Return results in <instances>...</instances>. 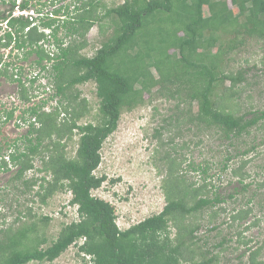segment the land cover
I'll use <instances>...</instances> for the list:
<instances>
[{"label": "trees", "instance_id": "obj_1", "mask_svg": "<svg viewBox=\"0 0 264 264\" xmlns=\"http://www.w3.org/2000/svg\"><path fill=\"white\" fill-rule=\"evenodd\" d=\"M39 1L0 0V47L16 50L27 64L32 54L37 58L30 62L28 67L34 70L25 79L22 65L14 66L0 56V83L6 79L16 84L20 100L30 104L21 116L26 133L8 153L0 152V160L6 171L15 168V182L27 184L24 177L29 171L41 174L32 184L40 182L37 196L42 205L58 193H72L70 204L78 206V218L64 224L58 238L42 247L49 242L45 230L51 219L38 217L29 207L32 223L1 231L0 264H59L56 261L73 245H78L84 264H220L221 254L210 257L208 241L197 235L206 211L225 200L212 199L206 183L197 186L176 161H170L162 212L123 230L117 225L115 207L92 194L106 180L95 172L102 163L103 145L117 130L122 113L155 97L180 105L196 103L198 111L194 115L190 107L187 123L217 130L227 139L258 122L237 115L240 108L233 107L237 86L246 78L241 72H226L224 58L246 45V35L264 40V0H124L110 6L104 0H77L79 5L56 7L46 17L39 9L37 17L14 14L17 9L35 10ZM96 25L101 36H106L107 26L112 31L88 57L82 51ZM37 82L49 96L32 105L38 94L30 93ZM90 83L99 99L93 115L79 90ZM74 140L75 153L68 151ZM36 160L41 162L38 169ZM250 212L240 211L232 219L243 220ZM263 248L246 251L249 264H264L259 260Z\"/></svg>", "mask_w": 264, "mask_h": 264}, {"label": "rangeland", "instance_id": "obj_2", "mask_svg": "<svg viewBox=\"0 0 264 264\" xmlns=\"http://www.w3.org/2000/svg\"><path fill=\"white\" fill-rule=\"evenodd\" d=\"M76 1L64 0L51 4L49 0H40L35 10H30L28 14L37 17L39 13L36 9H39L41 16L46 17L56 7L65 4L71 7L79 5L80 2L76 4ZM104 1L109 6L124 2ZM33 4L36 5L35 2ZM107 27L106 36L100 35L97 25L88 32L86 37L89 46L82 51L84 55H95L111 34V27ZM73 39L74 37L67 40L70 42ZM244 39L247 41L246 45L226 56L224 64L226 72H241L246 78L237 86L238 97L236 96L233 106L235 109L240 108L237 115L244 116L245 120L259 119L246 132L227 139L217 130L208 131L189 124L185 115L190 107L192 114L196 115L197 104L180 105L178 101L169 98L155 97L151 103L122 113L117 130L103 145L102 163L95 172L97 176H105L106 180L101 188L92 191L93 196L115 207L120 229H127L162 212L167 202L164 179L167 177L170 161L174 160L180 171L187 172V178L191 182H195L197 186L203 183L208 185L212 199H225L206 211V216L202 218V228L197 233L198 237L208 241L210 257L220 253V264H249L246 251L249 248L255 250L260 246L264 247V117L260 116V112H264V40L247 35ZM9 50L0 47V56H4V60L14 66L22 65L24 68L21 76L25 79L30 77L34 69L28 66L31 61L33 63L37 60L35 54L29 57L27 64L21 61L22 57L17 56L19 53ZM152 71L157 77L158 70L153 68ZM41 79L40 77L39 80ZM1 81L0 152L5 154L10 145L27 131L21 116L30 104L20 100V90L16 84L6 79ZM39 82L31 89L30 94H38V98L31 101L32 105L39 103L40 98L49 96L43 92L45 88ZM42 83L45 84L46 81ZM229 85L230 82L227 81L226 87ZM79 90L80 99H88L93 115L99 108L96 86L90 83L80 86ZM77 139L76 137L75 140ZM75 140L68 146V151L73 153L78 147ZM64 143H67L66 140ZM19 144L20 147L23 145L21 141ZM1 162L0 160V239L3 236L2 230L34 221L27 216L30 207L38 217L43 215L51 219L45 230L49 242L42 246L47 247L58 238L64 224L77 219V208L70 204L72 193H58L46 205H42L37 196L40 182L32 184L35 177L41 174L29 171L24 177L27 184L23 181L15 182L12 180L15 168L6 171ZM35 165L38 169L41 162L36 160ZM204 168L208 169L206 174L202 173ZM245 185H248V189L244 190ZM243 210L251 212L243 220L234 222L232 216ZM239 232H243L242 235ZM248 240L252 242L244 245L243 242ZM222 241L223 246L216 247ZM223 247L229 250L222 252ZM78 250V245H73L56 263L84 264L83 256H78ZM259 260H264V248ZM29 264L46 263L34 261Z\"/></svg>", "mask_w": 264, "mask_h": 264}, {"label": "clouds", "instance_id": "obj_3", "mask_svg": "<svg viewBox=\"0 0 264 264\" xmlns=\"http://www.w3.org/2000/svg\"><path fill=\"white\" fill-rule=\"evenodd\" d=\"M33 10H34V9H33ZM15 12H16V11H15ZM15 12H14V14H15ZM28 13H29V12L26 11V13L23 14V15H28ZM33 15H34V14H33ZM4 49H5V48H4ZM8 49H10V50H9L10 52H15V53L17 52L16 50L13 51L10 47H9ZM3 57H4V56H3ZM4 61H5V60H4ZM8 63H9V62H8ZM36 72H38V71H36ZM36 74H38V73H36ZM76 208L78 209V206H76ZM77 209H76V210H77ZM76 212H77V211H76ZM77 218H78V213H77Z\"/></svg>", "mask_w": 264, "mask_h": 264}, {"label": "built area", "instance_id": "obj_4", "mask_svg": "<svg viewBox=\"0 0 264 264\" xmlns=\"http://www.w3.org/2000/svg\"><path fill=\"white\" fill-rule=\"evenodd\" d=\"M26 12H22L20 9H17L16 12H15V15L19 16V15H23L25 14Z\"/></svg>", "mask_w": 264, "mask_h": 264}]
</instances>
